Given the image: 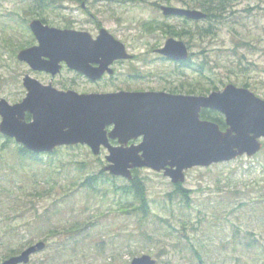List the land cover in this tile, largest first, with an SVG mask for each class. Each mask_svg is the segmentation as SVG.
<instances>
[{"label":"rangeland","instance_id":"374dc122","mask_svg":"<svg viewBox=\"0 0 264 264\" xmlns=\"http://www.w3.org/2000/svg\"><path fill=\"white\" fill-rule=\"evenodd\" d=\"M63 2L59 11L60 16L70 20V27L67 28L87 31L95 37L99 23L123 42L128 52L139 57L118 63L113 67L116 71L114 77L106 75L94 82L76 75L65 66L53 78L48 73L33 71L26 63L18 61L16 54L19 49L36 44L28 23L32 18H40L38 14L43 12L40 3L36 0H0V98L9 103L20 101L26 94L22 78L24 74H29L43 84L51 82L54 87L72 88L79 93L112 92L120 88L167 91L173 86L176 92L185 93L180 87L181 82L211 80L215 81L217 90H222L233 80H247L255 90L248 89L264 99V0H238L234 3L233 9L240 17L239 24L234 25L236 32L224 26L217 30L215 37L192 40L189 48L192 61H201L202 47L206 49V62L211 69H207L204 76H196L185 67V74H180L174 62L162 58L154 50L161 47L169 36H164L160 31L156 32V36H151L143 33L139 27L141 21L151 17L169 24H193L183 23L178 17L163 16L160 9L150 5L160 3V0H138L139 4L131 1L124 3L122 0H90L91 3H88L85 0L87 10L81 9L78 1ZM171 5L181 6L177 3ZM47 16L49 26L64 28L57 13L48 12ZM238 40H246L249 44H236ZM158 42L159 46L154 47ZM233 48L236 53L232 51ZM128 70L138 76L128 78ZM219 80H223V83ZM2 141L4 138H0V143ZM105 154L106 150L102 148L99 156L93 155L85 145L77 149L63 148L58 155L59 166H67L64 171L68 172V176L61 179V184L79 182L74 169L76 161L87 163L81 172L83 174L102 169L106 164ZM95 157L100 159L95 160ZM138 174L145 180L151 210L142 225L134 214L127 215L117 209L115 200L124 197L112 192L110 186L113 183L105 184L108 188L106 199L102 198L101 193L88 196L82 190L73 189V195L64 199L60 210L52 213L50 221L44 223L40 236L22 247L41 240L42 236H50L46 243L52 246L34 254L28 264L52 253L56 241L63 236L61 228L74 224L86 226L84 232H88L89 236L80 246L84 250V257H81L80 250L77 251L78 256L70 250L57 251L61 258L70 260L68 264H109L113 261L109 250L111 247H115L114 251L119 254L114 262L116 264H130L133 257L146 253L154 257L157 255L158 264H165L166 260L169 264H263L264 223L261 215L264 210V149L228 162L186 170L182 184L190 190L188 202L181 200L178 194L172 198L167 196L173 192L174 186L162 172L139 168ZM110 180L116 185L129 183L122 177ZM62 191L61 185L55 187L58 200L62 198ZM47 196L42 201L45 206L49 204ZM169 209H173V215ZM159 217L168 221L167 228H155L157 224H165ZM177 219L185 223L184 227L182 222H176ZM170 225L172 227L168 228ZM52 228H57L55 236L50 233ZM141 229L154 233L153 242L148 243L139 235ZM250 230L254 232L253 235L246 234ZM164 231H170V235L164 234ZM243 235L250 239H254L252 236L257 238L253 243L256 246L241 248ZM184 244L189 247L191 244L193 249H182ZM95 245H103V254L95 251Z\"/></svg>","mask_w":264,"mask_h":264},{"label":"water","instance_id":"95a60500","mask_svg":"<svg viewBox=\"0 0 264 264\" xmlns=\"http://www.w3.org/2000/svg\"><path fill=\"white\" fill-rule=\"evenodd\" d=\"M161 11L165 16L193 20L205 17L198 9L178 6H163ZM29 28L37 44L19 50L17 59L51 76L64 63L94 81L105 72L113 73V61L133 57L105 28L95 38L87 31L49 26L38 18L29 22ZM156 51L173 61L189 56L185 42L173 37ZM23 85L27 93L20 102L9 104L0 98V133L36 153L82 144L98 155L103 146L108 151L103 170L128 180L133 169L145 167L163 171L173 183H179L187 169L249 156L262 147L264 100L231 83L205 95L124 90L79 93L42 84L27 74ZM205 108L223 115L224 130L200 117ZM26 113L31 120H25ZM137 138H141L138 144H127ZM45 245L37 241L0 264H26ZM130 264H155V259L143 254L133 257Z\"/></svg>","mask_w":264,"mask_h":264},{"label":"trees","instance_id":"16d2710c","mask_svg":"<svg viewBox=\"0 0 264 264\" xmlns=\"http://www.w3.org/2000/svg\"><path fill=\"white\" fill-rule=\"evenodd\" d=\"M40 3V7L43 12H40L38 16L40 19L47 23L49 18L47 13H57V16L61 15L59 9L63 5L64 0H36ZM66 1V0H65ZM76 3V0H70ZM108 1V0H106ZM124 3L131 1L137 3L138 0H122ZM161 4L171 5L173 3L180 4L182 7L189 9H198L205 14V17L198 21H190L186 18L182 19L183 23H193L188 25H176L169 24L165 21L159 20L155 17H151L147 20H143L139 23V27L142 32L149 34L151 36H156V32L160 31L164 36L175 37L183 40L190 48L192 40H204L207 37H215L217 30L222 27H227L234 30V25L239 24L240 17L236 15V10L233 9L234 3L238 0H160ZM159 2H153L150 5L159 9ZM139 4V2H138ZM141 4V3H140ZM249 9V8H248ZM60 22L63 23L64 27H70V20L66 17L60 16ZM238 36L239 34L236 33ZM159 42L154 45V47L159 46ZM236 44L248 45L249 42L246 40H238ZM235 44V45H236ZM234 45V47H235ZM234 53L236 50L232 49ZM203 58L201 61H192L191 53L189 58L180 63H176V70L180 74H185L183 67L188 68L190 71L194 72L196 76H204L207 69H211L208 65L206 59L208 58L206 54L205 47H202ZM139 57V56H138ZM144 59V57H143ZM145 61V59H144ZM223 83V80H219ZM231 81V80H230ZM236 85L243 86L255 90L252 84L247 80L238 82L236 80L231 81ZM174 87V86H173ZM181 89L185 93H197L206 94L211 90L218 89L215 85V81L210 80V82H195V83H180ZM172 92H176V89L170 87ZM182 90H179L181 92ZM29 118V116H27ZM200 117L203 119H208L219 124L220 128L225 127V122L222 115L211 109H202L200 112ZM4 141L0 143V261L8 258L11 255L19 253L26 243H30L32 239L36 236H40V232L44 223L50 221V216L52 213L60 210V205L64 199L73 195V189L82 190L88 196H96L103 194L102 198L106 199L107 194L106 187L107 182H111L114 185L110 186L112 192L117 195V193L124 198H119L115 200L118 205L117 209L126 213L127 215H135L137 217V222L142 225L143 221L147 219L148 213H151L149 199L146 194V184L144 178H141L138 174V170H133V179L124 185H116L114 181L110 180L117 179V177H112L109 174L99 169V171H92L90 174L83 172L87 166L86 162L76 161L74 163L76 170V175L79 177V182L75 181L72 184H61V179L68 176V172L64 171L67 166L60 164L59 154L62 153L63 148H56L49 153H34L26 148L16 144L14 140L9 137L2 136ZM67 149H77V146L66 147ZM99 157H95V160H99ZM99 163H103L99 161ZM68 171V170H67ZM106 180V181H105ZM61 185L63 189L60 196L62 198L58 200L59 197L56 196L54 192L55 187ZM174 186L173 192H169L167 196L172 198L174 195L178 194L181 200L189 199L190 190L187 189L182 183L172 184ZM48 195V196H47ZM49 199L48 205H43L42 201L46 198ZM170 214L173 215V209H169ZM262 221L264 223V210L262 212ZM159 220L165 222L164 226H157L155 228H167L169 224L167 220L159 217ZM176 222H182L181 225L184 227V222L181 219H177ZM172 226H168L171 228ZM86 226L72 225L69 227L61 228L63 236L59 237L57 244L52 251V253L41 258L33 264H68L70 260H65L60 257L57 251L73 252V255H77V251L80 250L81 257L85 256L84 250L81 243L84 239L89 236L88 232H84ZM57 228L50 229L52 236H55ZM166 235H170V231L163 232ZM246 234L253 235V231H248ZM142 238L147 239L148 243L153 242L154 233H148L147 230H140L139 234ZM48 235L42 236V240L49 242ZM254 239L243 235L240 241L241 248L250 249L255 247L253 244L256 242ZM104 241V240H102ZM103 243V242H102ZM104 244V243H103ZM52 246L51 243H47L46 247ZM182 249H193L190 244H184ZM181 249V250H182ZM110 255L113 261L109 264H116V258H118V252H115V247H111ZM95 251L98 254H103L104 248L102 246L95 245ZM167 253L166 250H163ZM57 253V254H56ZM264 253V248H263ZM159 256V255H158ZM157 257V255L155 256ZM201 259V258H200ZM169 264L166 260L165 264ZM158 264V261L157 263ZM264 264V258H263Z\"/></svg>","mask_w":264,"mask_h":264},{"label":"flooded vegetation","instance_id":"af4514ba","mask_svg":"<svg viewBox=\"0 0 264 264\" xmlns=\"http://www.w3.org/2000/svg\"><path fill=\"white\" fill-rule=\"evenodd\" d=\"M86 1H88V3H91V2H89L90 0H86ZM94 1V0H93ZM96 2H99L100 0H95ZM163 5H160L159 6V9L161 10V7H162ZM82 8L84 9V10H87V8H88V6L86 5V6H82ZM101 27V25L100 26H98V25H96V30H97V32H98V30H99V28ZM135 58H133V59H131V60H115L113 63H112V67H115L118 63H123V62H126V61H132V60H134ZM136 60V59H135ZM72 72H74L76 75H80V76H82V74H78L76 71H73V70H71ZM115 72L116 71H114V74L113 75H111V77H114V75H115ZM105 73L102 75V77H101V79H103V78H105ZM108 76V75H107ZM127 76H128V78L129 77H131L130 79H134V78H136V76H138L137 74H131L130 72H129V70H128V73H127ZM173 89H176V87H172ZM64 90L65 89H72V88H63ZM118 90H126V91H142V90H132V89H128V88H124V89H122V88H120V89H118ZM167 91L169 92H172L171 91V89H170V87L167 89ZM27 115V114H26ZM30 118V117H29ZM140 141V139H136V140H134V141H129L128 142V144H131V143H138ZM112 144H116V141H114V140H111L110 141Z\"/></svg>","mask_w":264,"mask_h":264}]
</instances>
